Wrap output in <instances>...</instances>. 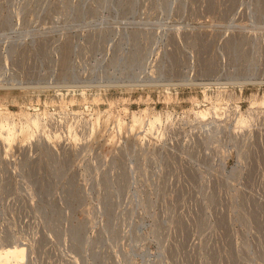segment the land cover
<instances>
[{"label": "rangeland", "instance_id": "obj_1", "mask_svg": "<svg viewBox=\"0 0 264 264\" xmlns=\"http://www.w3.org/2000/svg\"><path fill=\"white\" fill-rule=\"evenodd\" d=\"M261 103L264 0H0V250L264 264Z\"/></svg>", "mask_w": 264, "mask_h": 264}, {"label": "bare ground", "instance_id": "obj_2", "mask_svg": "<svg viewBox=\"0 0 264 264\" xmlns=\"http://www.w3.org/2000/svg\"><path fill=\"white\" fill-rule=\"evenodd\" d=\"M262 104H264V103H261V105ZM29 109L30 108H28V110ZM215 109H217V107H215ZM221 112H222V110H221ZM209 114H211V113L208 110H202V111L197 112V116L200 117V119H202V120L204 118H206ZM215 114L217 116V113H215ZM28 120H29L28 122L31 123V126L34 128L35 131H40L43 128L42 120L40 119L39 114L37 112L34 115L29 114ZM156 121H158V120H156ZM155 123L156 122L151 121L149 124L152 127L155 125ZM140 124H141L140 121L135 120V122L132 126V131H135V129H137ZM14 130L15 129H14L13 124H11L8 120H6L4 122H0V137L8 145L11 144L13 141H15V139L19 136V134H17V132H15ZM20 134L22 135L24 140L26 139L27 136H30L28 131H22ZM26 254H27V251L24 250L20 246L0 250V264H20V262L22 261V258Z\"/></svg>", "mask_w": 264, "mask_h": 264}]
</instances>
